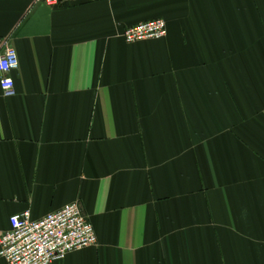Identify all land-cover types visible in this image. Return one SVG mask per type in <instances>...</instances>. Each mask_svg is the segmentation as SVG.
Returning <instances> with one entry per match:
<instances>
[{
	"label": "crops",
	"instance_id": "obj_1",
	"mask_svg": "<svg viewBox=\"0 0 264 264\" xmlns=\"http://www.w3.org/2000/svg\"><path fill=\"white\" fill-rule=\"evenodd\" d=\"M0 39V238L76 202L97 245L54 264H264V0H0Z\"/></svg>",
	"mask_w": 264,
	"mask_h": 264
},
{
	"label": "built area",
	"instance_id": "obj_2",
	"mask_svg": "<svg viewBox=\"0 0 264 264\" xmlns=\"http://www.w3.org/2000/svg\"><path fill=\"white\" fill-rule=\"evenodd\" d=\"M94 1L96 0H42L48 7L89 4ZM166 35L165 21L156 18L129 27L124 32L123 39L126 44H136L160 40ZM18 68L16 51L7 39H0V89L5 97L13 95L11 74ZM9 223V230L0 238V258L6 264H54L70 253L97 245L96 233L76 202L39 220H32L28 212L14 215L10 217Z\"/></svg>",
	"mask_w": 264,
	"mask_h": 264
}]
</instances>
